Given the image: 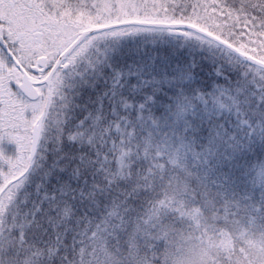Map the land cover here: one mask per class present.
Listing matches in <instances>:
<instances>
[{
	"label": "snow or ice",
	"instance_id": "obj_1",
	"mask_svg": "<svg viewBox=\"0 0 264 264\" xmlns=\"http://www.w3.org/2000/svg\"><path fill=\"white\" fill-rule=\"evenodd\" d=\"M0 264H264V0H0Z\"/></svg>",
	"mask_w": 264,
	"mask_h": 264
}]
</instances>
